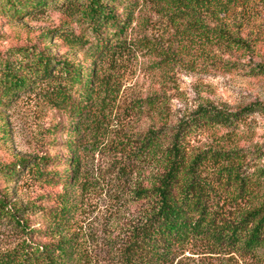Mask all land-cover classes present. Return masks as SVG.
Segmentation results:
<instances>
[{
  "label": "trees",
  "instance_id": "trees-1",
  "mask_svg": "<svg viewBox=\"0 0 264 264\" xmlns=\"http://www.w3.org/2000/svg\"><path fill=\"white\" fill-rule=\"evenodd\" d=\"M16 1L40 7L49 0L6 3ZM147 1L165 5L184 17L185 36H194L204 48L213 47L217 55L212 59H218L219 69L237 68L243 59L249 58L250 71L264 74V64L252 62L257 47L264 45V0L80 2L81 20L88 23L91 34V39L77 38L82 60L61 61L53 75L50 58L42 50L32 55L25 53L28 57L23 59L34 76H53L54 94L48 92L45 98L70 119L65 125H55L67 135L64 149L68 154L41 159L40 165L45 169L34 166L38 174L35 176L49 187L66 188L78 180L87 187L93 169L87 166L84 155L100 147L99 152L109 155L113 183L125 186L134 201L130 242L122 250L116 249L115 264H179L175 260L184 251L217 260L214 264H229L235 255L264 260V165L253 175L245 171L244 155L239 148L209 147L196 153L189 150L190 140L205 128L233 132L248 114L264 110V104L255 101L230 110L204 103L172 127L163 122L157 128L142 131L134 127V133L127 132L119 120L127 114H134V119L143 114L163 115L155 94L139 96L121 111L114 76L100 68L108 56L114 58L127 50L123 34L132 21L131 9ZM14 6L12 12L17 14L21 8ZM118 7L124 10L123 18L115 13ZM85 62L90 66L84 67ZM12 64L15 63L7 60L0 67V101L10 102L31 84L16 73ZM25 163H17V170L7 172L17 175ZM48 167L64 171L49 172ZM3 200L0 213L14 220L21 239L0 253V264H84L85 257L72 238L60 235L57 240L44 242L54 230L60 234L71 228L66 207L37 208L36 212L45 220L43 229H38L20 220L15 214L17 209L9 213ZM41 235L45 237L40 238Z\"/></svg>",
  "mask_w": 264,
  "mask_h": 264
},
{
  "label": "rangeland",
  "instance_id": "rangeland-1",
  "mask_svg": "<svg viewBox=\"0 0 264 264\" xmlns=\"http://www.w3.org/2000/svg\"><path fill=\"white\" fill-rule=\"evenodd\" d=\"M84 1L49 0L35 7L0 0V67L7 60L15 63L12 66L16 73L31 83L10 102L0 101V201L4 199L9 213L17 209L15 214L20 220L38 229H43L45 220L36 212L37 208L66 207L71 228L60 234L54 230L44 242L66 236L73 239L85 257L84 264H115L116 249L122 250L130 242L134 201L125 186L113 183L109 155L99 152L101 147L84 155L87 166L93 169L87 187L82 180L66 188L49 187L34 172L41 159L56 155L63 158L68 154L64 149L67 135L55 125L59 123L60 127L70 119L45 98L48 92L54 94L53 76L49 79L34 76L23 59L28 57L25 53L32 55L42 50L50 58L53 75L61 61H81L82 48L77 38L91 39L88 23L80 16L79 3ZM14 5L21 8L17 14L12 12ZM115 13L123 18L124 10L118 7ZM130 13L132 21L123 34L127 50L114 58L108 56L100 68L114 76L121 111L135 98L155 94L163 115L143 114L134 119V114H127L119 119L127 132L134 133V127L139 131L157 128L163 122L172 127L179 118L204 103L230 110L255 101L264 104V74L250 71L249 58L243 59L237 68L219 69L218 59H212L217 55L213 47L204 48L194 36H185L186 19L165 5L147 1L133 7ZM108 42L113 43L111 37ZM252 62L264 64V45L257 47ZM83 65L90 66L88 62ZM209 147L241 149L245 171L256 175L257 169L264 165V110L248 114L233 132L205 128L190 140L189 150L193 153ZM23 161L26 163L17 175L7 172L17 170V163ZM46 170L64 171L58 167ZM20 236L14 220L0 213V253L15 246ZM193 253L184 251L175 263H217ZM229 264H264V260L235 255Z\"/></svg>",
  "mask_w": 264,
  "mask_h": 264
}]
</instances>
